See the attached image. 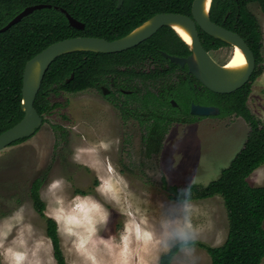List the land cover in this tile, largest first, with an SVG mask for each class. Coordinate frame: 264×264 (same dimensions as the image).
I'll return each instance as SVG.
<instances>
[{
    "label": "rangeland",
    "instance_id": "374dc122",
    "mask_svg": "<svg viewBox=\"0 0 264 264\" xmlns=\"http://www.w3.org/2000/svg\"><path fill=\"white\" fill-rule=\"evenodd\" d=\"M248 9L264 36V14L257 4ZM227 51L211 56L221 64ZM261 66L247 105L264 120V47ZM49 100L57 107L44 115L42 127L0 151V264H57L45 219L29 197L32 181L41 175L39 196L46 218L56 224L64 264H159L180 242L195 245L182 247L170 264H211L197 244L224 243L228 223L222 199L178 204L169 199L170 189L183 192L215 180L243 147L247 124L210 116L172 125L161 154L146 162L138 156L140 130L124 124L129 144L120 145L117 117L100 92H60ZM248 181L264 186V164ZM85 210L92 213L87 220Z\"/></svg>",
    "mask_w": 264,
    "mask_h": 264
},
{
    "label": "trees",
    "instance_id": "16d2710c",
    "mask_svg": "<svg viewBox=\"0 0 264 264\" xmlns=\"http://www.w3.org/2000/svg\"><path fill=\"white\" fill-rule=\"evenodd\" d=\"M193 1L123 0L120 8H117V0H0V29L27 6H51L50 9L34 11L0 33V134L17 124L23 117V68L26 62L40 51L53 43L74 37L117 40L156 14L190 16ZM249 4H257L264 14V0H212L209 18L217 25L240 33L246 38L252 51H255L261 46V34L255 17L248 10ZM54 7L65 10L72 18L82 23L84 29L76 30L70 27L65 16ZM200 38L206 51L216 47L210 45L211 40L223 44L204 33ZM157 49L178 56L190 54L189 48L173 30L164 27L148 40L121 53L80 51L59 56L45 72L33 106L43 118L57 107V104H52L49 100L51 94L79 93L88 88H97L106 80V75L115 79L127 73L120 71L121 67L149 56L161 57L157 55ZM259 73H253L252 79ZM186 89L184 86L175 92L187 94ZM206 92L215 100L222 116L232 113L241 116L249 125L248 134L243 147L229 164L221 169L215 180L204 187L190 186L183 192L170 189L174 195L169 196V199L181 204L219 196L227 215V237L218 247L197 245L206 251L211 264H261L264 260V186H252L248 179L264 164V121L253 117L246 107L250 84L230 94H214L208 90ZM158 109L159 105L155 104L154 111L157 112ZM188 109L187 105L188 119L185 122H192L195 118L189 115ZM172 119L179 121L175 117ZM161 124L162 121L155 119L153 127H146L142 142L148 152L157 153L161 149V143L168 132L167 125ZM53 129L57 130L55 127ZM25 140H19L13 145ZM163 182L162 178L161 183ZM41 185L42 179L33 180L29 197L39 215L45 219L46 236L51 241L56 263L64 264L56 236V224L44 214L45 204L39 196ZM192 245L195 243L180 242L174 245L160 257L159 264H170L182 247Z\"/></svg>",
    "mask_w": 264,
    "mask_h": 264
},
{
    "label": "water",
    "instance_id": "95a60500",
    "mask_svg": "<svg viewBox=\"0 0 264 264\" xmlns=\"http://www.w3.org/2000/svg\"><path fill=\"white\" fill-rule=\"evenodd\" d=\"M205 1L194 0L190 16L173 13L156 14L129 34L117 40L106 41L101 38L74 37L53 43L40 51L28 60L23 68L21 87V110L23 117L17 124L0 134V151L12 146V144L19 140L30 138L42 127L43 118L37 113L33 104L41 87L45 72L57 57L80 51L103 54L124 52L142 43L162 27H169L173 30L172 25H179L188 32L191 38L190 46L184 43L190 51L188 57L180 58L164 54L172 63L180 67L186 66L191 75L207 90L215 94H230L241 88L247 83L254 70L255 61L253 54L238 35L214 24L210 20L209 11L212 0H210L207 12H204ZM122 3L123 0H117V8H120ZM45 8H50V6L41 4L25 8L8 22L6 26L1 28L0 33L17 24L34 11ZM55 9L57 10L58 8L55 7ZM59 11L65 16L70 27L77 30L84 29V25L72 18L65 10L59 9ZM198 29L214 39L221 40L238 48L245 56L247 62L246 70L241 75H237L225 70L224 66L218 65L202 47L198 36ZM71 78L72 75L70 76ZM190 113L196 116L207 117L216 114L217 109L192 105Z\"/></svg>",
    "mask_w": 264,
    "mask_h": 264
},
{
    "label": "flooded vegetation",
    "instance_id": "af4514ba",
    "mask_svg": "<svg viewBox=\"0 0 264 264\" xmlns=\"http://www.w3.org/2000/svg\"><path fill=\"white\" fill-rule=\"evenodd\" d=\"M31 6H35V5H31ZM31 6H27L25 8H28ZM50 8H51V6H50ZM50 8H47V9H50ZM56 8H58V7H56ZM54 9H55V7H54ZM59 9H61V8H58L57 10H59ZM235 22H237V21H235ZM218 26H220V25H218ZM233 26H235V24H233ZM220 27H222V26H220ZM162 28H164V27H162ZM162 28H160V29H162ZM222 28H224L228 31H231L232 33L238 35L244 41V43L248 46V48L250 49V51L253 54L255 66H254V70L252 72V75L250 76V78L248 79V81L246 83V84H250V89H251V83L253 81H255V79L260 75V73L262 71L261 65H262V49L264 47V36L262 35V32L260 30L261 46L258 49H256L255 51H252L251 47L249 46V44H248V42L244 36H242L240 33L236 32L235 30H231V29L225 28V27H222ZM259 29H260V27H259ZM157 32H155L152 36H154ZM202 35H203V32L198 29L199 38L202 37ZM152 36H150L149 38H151ZM148 39H146V40H148ZM215 40H218V39H215ZM219 41H221V40H219ZM200 42H201V38H200ZM221 42H223V41H221ZM210 45L216 46L215 48L207 51L210 56H211V53L214 51L226 50V49L228 50L227 52L229 53V56L227 57V61H225L224 63H221V64L217 63L213 59V57L211 56L212 59L218 65L225 66L228 63V61L230 60V58L232 57L234 50H235V47L229 43H226V42H223V44H217L212 40L210 41ZM164 54L169 55V56L180 57V58L188 57V55L187 56H178V55L170 54L169 52L166 53L165 51H163L161 49H157V55H160L161 57H155L153 55V56L147 57L146 59L136 61L134 64H130V65H127L125 67H121V68H119V70L120 71H126L127 73H125L124 75H119L115 79H113L109 75H106L105 76L106 80L102 84L97 86V88H88V89L84 90V91L93 90L95 92H100L103 96L102 102L104 104H106L109 107V109L116 115L117 119L115 120L116 121L115 137L117 139L119 138L120 145H128L129 144V142H128L129 139L126 138V134L124 132L127 130H125L123 128H124V124L132 123L135 125V127H137V130H140V137L138 139L139 140L138 143H140V153H138V156H141V158L146 162L156 160L158 158V156L161 154V150L163 147V141L165 138L163 139L162 143L160 141L161 149L157 153L156 152H148L144 148V145L142 142L143 135L146 132V127L147 126L150 128L153 127V125L155 123V119L162 121V124H161L162 126L167 125V130H169L170 127H172V125L174 126V125H191V124H194L196 122V120H198L199 118H203L205 116L192 115L190 113V109H191L192 105L203 106V107H213V108L217 109V113L213 114L211 116L220 117V118L237 117L239 119H242L247 124L248 131H249L248 123L241 116L236 115V113H232L230 115L222 116L220 109H219L217 103L215 102V100L212 99V97L208 94V92H206L207 89L193 75H191L188 72V68L186 66L180 67L178 65H175L168 58H166L164 56ZM256 71H259L260 73L254 79H252L253 73H255ZM246 84H244L243 86H245ZM184 86H186V88H187L185 90L187 92V94H181V93L177 94V92H175L177 89L184 88ZM188 90H189V92H188ZM180 92H181V90H180ZM174 93H176V94H174ZM51 95H53V94H51ZM55 95H57V94H55ZM249 95H250V93H249ZM249 95H248V97H249ZM247 101H248V98H247ZM247 101H246V107H247L248 111L250 112V114L253 117H255L252 114V112L250 111V109L247 105ZM155 104L157 106L159 105V109L157 110V112L154 111V105ZM187 105L189 108L188 109L189 115H191V117L195 118V120L192 122H185L186 119H188V115H186ZM173 117L177 118L179 121L173 120L172 119ZM207 117H210V116H207ZM255 118L257 120H259L257 117H255ZM259 121H264V120H259ZM247 134H248V132H247ZM105 136L107 137V135H105ZM12 146H14V145L12 144ZM41 176H38L37 178L42 179V184H43L44 181H43V178ZM30 187H31V185H30ZM40 189H41V187H40ZM40 189H39V192H40ZM74 192H75V194L81 195V196L89 195L87 192H83V191H76L75 190Z\"/></svg>",
    "mask_w": 264,
    "mask_h": 264
},
{
    "label": "bare ground",
    "instance_id": "6f19581e",
    "mask_svg": "<svg viewBox=\"0 0 264 264\" xmlns=\"http://www.w3.org/2000/svg\"><path fill=\"white\" fill-rule=\"evenodd\" d=\"M209 4H210V0H206L204 2V12H207ZM172 29L180 37V39L183 42H185L188 46L191 45L190 35L188 34V32L184 28H182L181 26L175 24V25H172ZM246 68H247V62H246L244 54L238 48H235L232 57L230 58L228 63L224 66V69L227 70L230 73L241 75L246 70ZM83 214L86 216V220H87V218L89 217L90 214L92 216V213L90 211H86V210H85V212ZM85 216H84V219H85ZM86 222L87 221H85V223ZM89 224H90V222H89Z\"/></svg>",
    "mask_w": 264,
    "mask_h": 264
}]
</instances>
